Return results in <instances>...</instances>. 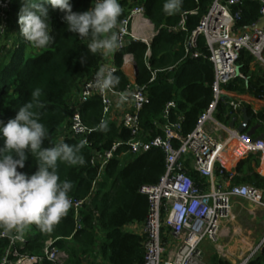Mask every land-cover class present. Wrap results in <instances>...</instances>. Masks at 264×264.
I'll list each match as a JSON object with an SVG mask.
<instances>
[{
  "label": "trees",
  "instance_id": "trees-1",
  "mask_svg": "<svg viewBox=\"0 0 264 264\" xmlns=\"http://www.w3.org/2000/svg\"><path fill=\"white\" fill-rule=\"evenodd\" d=\"M213 1L182 0L180 10L168 15L163 11L165 0H120L123 13L119 21L127 16L131 8L140 6L144 10V17L157 32L149 46V69L145 63L148 47L144 43L133 42L124 50L117 51L114 56L118 68L115 74L120 77V84L115 91L124 90L129 82L121 70L122 57L125 54L132 56L136 70L135 82L146 86L149 103L140 112V125L145 132L152 135L161 134L160 131L154 130L153 121L159 118L169 101L177 100V113L185 117L182 133L187 136L194 130L199 116L212 101L214 69L213 65L203 58L208 54L205 41L202 37L198 38L197 49L202 57L196 59L185 57L184 43L197 28ZM240 2L241 16L236 28L245 30L258 20L259 5L251 0ZM9 3L8 14H12L14 20L7 25L3 37L7 45L2 43L3 39L0 40V119L7 122L8 119L14 118L19 107L32 98L33 89L38 88L41 95L33 111L48 131V137L42 147H52L61 142L62 127L71 115L70 101L79 92L83 82L99 70L104 55L88 53L89 41L69 32L59 11H51L50 15V27L55 43L44 49L32 47L20 35L18 0H11ZM71 3L74 12H83L93 7L95 0H71ZM193 11L196 14L187 15L185 31L176 34L168 31L179 24L184 13ZM12 26L14 31L9 29ZM82 56H87L86 63H81ZM237 67L245 76V80L237 79L227 85L225 90L264 100V70L254 63L253 57L247 51L239 54ZM152 72L156 73L150 83ZM233 100L222 98L215 113L219 122L225 125L233 122L235 126L237 119L243 117L242 109H245L248 126L256 123L257 119L264 124V111L254 114L244 104L234 111L230 107ZM101 112L99 98H92L80 108L83 123L91 129H96L89 136L90 140H94L95 146L99 147L98 149H106L116 139L128 140L129 133L113 124H107L106 131L99 128ZM171 118L175 119L173 116ZM63 142L81 144L77 138H65ZM2 146L3 141L0 140V147ZM81 154L86 161L83 166L57 163L60 180L72 183L69 196L75 200L87 197L96 176V170L89 164V151L84 146ZM253 161L255 159L251 156L240 161L234 170V184L264 188V179L252 169ZM36 163L37 157L29 155L25 167L18 171L31 175L36 171ZM163 174L164 157L159 149H152L134 158L112 160L105 170L98 190L79 211L81 229L75 232V213L70 208L68 214L51 232H42L36 225L28 227L24 233L25 242L16 246L19 256H38L46 243L51 241L53 247L67 255L63 264L142 263V237L127 233L123 229L130 224L145 221L149 202L147 197L140 193V189L143 186L155 185ZM190 176L198 183L197 174L191 173ZM8 245V240H0V258ZM85 258H88L87 263L83 262ZM205 259L207 264H230L217 254L208 255ZM9 260L15 262L17 258L11 255ZM43 264L52 263L44 261ZM248 264H264V249Z\"/></svg>",
  "mask_w": 264,
  "mask_h": 264
},
{
  "label": "built area",
  "instance_id": "built-area-1",
  "mask_svg": "<svg viewBox=\"0 0 264 264\" xmlns=\"http://www.w3.org/2000/svg\"><path fill=\"white\" fill-rule=\"evenodd\" d=\"M259 5L258 20L246 28H236L240 20V0H214L197 28L184 43L185 57H202L198 52V38L205 41L207 55L203 58L213 65L214 81L211 85L212 101L199 116L194 130L183 136L184 115L178 114L177 100L169 101L158 119L153 121V128L161 134L145 132L140 125V112L149 103L146 86L128 82L124 90L101 92L94 87V77L86 79L79 92L70 101L71 115L62 127L60 141L65 138H77L89 151L90 167L96 170L95 179L86 198L72 199L71 209L75 213V232L80 230L79 211L89 203L98 190L99 183L109 163L115 159L134 158L159 149L164 157V174L155 185L143 186L140 193L149 202L148 214L139 233L142 237L143 261L140 264H207L204 247L210 246L223 251L222 237L226 225L233 219L234 201H241L253 207V211H264V188H255L248 184H230L234 177L235 164L247 156H256L258 164L254 173L264 179V135L263 138L250 137L246 132H238L215 118L217 106L228 95L225 87L245 76L237 67L239 54L247 51L254 63L264 70V0H251ZM9 0H0V25L7 28ZM188 14L184 13L178 25L169 28L171 33L185 31ZM138 18L144 17V10L134 6L127 16L120 21L124 31L121 33L124 50L133 42L144 43L150 57V40L132 27ZM262 25L260 26V23ZM7 30V29H6ZM0 31V40L5 36ZM119 50V51H120ZM132 56L122 57L121 68L132 63ZM103 66L118 68L115 58L103 60ZM151 73L150 83L155 78ZM127 92L126 99H121ZM92 98H99L102 106L100 124L106 122L129 133V139L114 140L106 149H98L94 140H90L96 129L87 127L81 118L80 108ZM234 98L230 107L234 111L241 108L244 99ZM247 102V101H246ZM255 114V113H254ZM175 117L172 119L171 117ZM199 177L195 183L190 174ZM133 230V229H132ZM3 230H0L2 233ZM99 236V232L97 234ZM8 240L9 245L0 258V264H63L67 255L53 247L48 241L38 256H19L16 246L25 242L0 234V240ZM264 249V234L260 241L234 264H248ZM17 258L15 262L10 256Z\"/></svg>",
  "mask_w": 264,
  "mask_h": 264
},
{
  "label": "clouds",
  "instance_id": "clouds-1",
  "mask_svg": "<svg viewBox=\"0 0 264 264\" xmlns=\"http://www.w3.org/2000/svg\"><path fill=\"white\" fill-rule=\"evenodd\" d=\"M18 3L20 35L34 48L44 49L55 43L50 27L51 11L62 13L61 19L69 32L89 41L88 53L107 56L124 46L120 0H95L94 6L83 12H74L71 0H18ZM181 6L182 0H165L163 11L173 15ZM5 30L0 25V31ZM86 61L87 56H82L81 63ZM115 71V68L101 67L95 74L94 87L115 94L120 84ZM40 95L38 88L33 89L32 98L19 107L14 118L7 122L0 119V140L3 141L0 147V229L3 232L0 234L13 239H22L31 225L45 233L54 230L72 207L69 196L72 183L60 180L57 163L72 166L86 163L81 154L82 143L73 145L61 141L52 147H42L48 131L33 111ZM127 96L125 92L121 99ZM107 127L106 122L99 125L104 131ZM29 155L37 157L36 171L31 175L18 171L25 167Z\"/></svg>",
  "mask_w": 264,
  "mask_h": 264
},
{
  "label": "crops",
  "instance_id": "crops-1",
  "mask_svg": "<svg viewBox=\"0 0 264 264\" xmlns=\"http://www.w3.org/2000/svg\"><path fill=\"white\" fill-rule=\"evenodd\" d=\"M132 29L135 32L141 33L143 36H145L147 39H149L150 42L152 41V39L157 34V32L155 30V27L146 18L137 19L134 22ZM175 49H178V47H175ZM114 56H115V54H109L107 56L104 55V60L108 61V60L112 59V57H114ZM121 70L125 74V76L128 78L129 82H132V83L135 82L136 70H135V65H134L133 59H132V63L131 64L129 63V64L125 65L124 67L121 68ZM226 97L231 98V99L241 97L240 99H244V101L245 100L247 101V102L245 101V102H242V103H244V105L248 106L251 109V111L253 113H255V114H257V113H259L261 111H264V100H257V99H255L253 97L248 96V95H239V94H236V93L230 92V91H228V95ZM237 121H238V123L235 125L236 128L239 127L244 122V118L243 117H242V119L238 118ZM248 121H247V123H248ZM252 128L256 129L253 137H260V136L264 135V124H263V122H260L258 119L256 120V123H253V124L251 123L249 126H248V124H246V131L245 132L250 131ZM251 157H254V159H255V161H253L252 164H251L252 169L254 171L255 166L258 164V158L256 156H251ZM244 158H246V157H244ZM240 161L239 162H238V160L234 161V162L237 163V164H235V168L240 163ZM235 168H234V170H235ZM234 170H233V172H234ZM234 176H235V173H234ZM230 184H233V182L230 183ZM241 204H242L241 201H237V200L234 201L233 211H232L233 219L227 225H231V223H234V218H235L234 211H235L237 206H242ZM249 206L250 205H248V207ZM251 208H252V206H251ZM257 211L259 212L261 210L258 209V210H256V212ZM250 212L251 213L253 212V208H252V210ZM261 212H263V215H264V211H261ZM262 220H264V217L262 218ZM125 228L130 233H139L141 231V229H142V223H140V224L133 223V224H130V225L126 226ZM229 230L232 231V233H233L232 236L233 235L235 236L236 231L234 229H229ZM263 234L264 233H262V235ZM262 235H261V238H262ZM237 236L239 238L235 241L233 246L234 245L237 246L239 244V247H235L234 250H233V247H231L229 252L227 251V254H226V257H225V260L228 261L230 264H234L235 262H237L240 259L241 256L245 255L252 247H254L255 244H257V243H252L251 244V241H254V240H250L247 237H245V238L240 237L239 234ZM234 238L235 237L231 238V242L233 241ZM261 238H259V240ZM230 258H235V260L234 259L231 260ZM83 262L87 263L88 262V258H85Z\"/></svg>",
  "mask_w": 264,
  "mask_h": 264
},
{
  "label": "rangeland",
  "instance_id": "rangeland-1",
  "mask_svg": "<svg viewBox=\"0 0 264 264\" xmlns=\"http://www.w3.org/2000/svg\"><path fill=\"white\" fill-rule=\"evenodd\" d=\"M13 17L14 16L12 14L10 15L7 13V25L12 23V21L14 20ZM9 29H12V31H14L13 26L11 28L9 27ZM4 40L5 39L3 38L2 43L4 42ZM4 44L7 45V43L5 42ZM126 160L129 161L130 159H126ZM241 205L242 206H237L234 211V215H235L234 223H231V225L226 226L225 233L223 234V237H222V243L225 246L224 250L217 252V250L210 248V246L206 245L204 247V250L206 251V254H205L206 256L217 254L222 259L225 260L227 251L229 252L231 247H233V250L235 249V247H239V244L237 246L236 245L233 246L235 241L239 238L237 236L238 234L240 237H243V238L247 237L250 240H254V241H251V244L258 243L260 241L259 238H261L262 233H264V220H262V218L264 217L263 212L253 211L251 213L250 211L252 210L253 207L251 208V206H249L250 207L249 208L247 203H242ZM229 229H234L236 231L235 236L234 235L232 236L233 233ZM124 231L127 233H130L129 231H127L126 228L124 229ZM232 237H235V238L231 242ZM230 259L235 260V258H230Z\"/></svg>",
  "mask_w": 264,
  "mask_h": 264
},
{
  "label": "water",
  "instance_id": "water-1",
  "mask_svg": "<svg viewBox=\"0 0 264 264\" xmlns=\"http://www.w3.org/2000/svg\"><path fill=\"white\" fill-rule=\"evenodd\" d=\"M261 25H262V22L260 23V26ZM242 113H243L244 122L239 127L236 128L237 131L240 132V133L246 131V124H247V121H248V117L246 115V110L243 109L242 110ZM229 127L230 128H234L235 127L234 126V123L233 122L230 123ZM255 130H256L255 128H252L250 131H247L246 133H247V135H249L250 137H252L254 135V133H255ZM261 138H263V136L258 137V139H261Z\"/></svg>",
  "mask_w": 264,
  "mask_h": 264
},
{
  "label": "bare ground",
  "instance_id": "bare-ground-1",
  "mask_svg": "<svg viewBox=\"0 0 264 264\" xmlns=\"http://www.w3.org/2000/svg\"><path fill=\"white\" fill-rule=\"evenodd\" d=\"M138 19H141V18H138Z\"/></svg>",
  "mask_w": 264,
  "mask_h": 264
}]
</instances>
